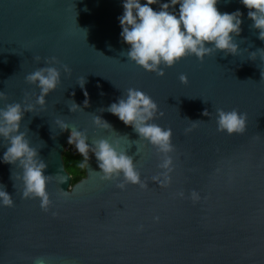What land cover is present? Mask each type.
Segmentation results:
<instances>
[{
  "label": "water",
  "instance_id": "obj_1",
  "mask_svg": "<svg viewBox=\"0 0 264 264\" xmlns=\"http://www.w3.org/2000/svg\"><path fill=\"white\" fill-rule=\"evenodd\" d=\"M169 2L159 0L151 7L159 11L161 3ZM123 3L0 0V91L8 97L0 107L35 102L40 89L26 76L49 66V57L59 60L52 66L61 70V84L46 97V106L26 112L21 125L48 164L45 175L52 176L48 212L39 198H22V181L16 179L21 169L3 162L7 141L0 138V185L15 202L0 206V264H34L37 256L46 257V264H264V53L251 57L264 48V40L251 27L249 9L241 0L217 3L221 13H243L237 54L216 51L203 62L189 55L172 67L161 65L165 75L159 76L126 56L130 45L120 35L118 19ZM64 64L71 75L63 71ZM181 73L188 75L187 84L180 81ZM81 76L87 80L83 88ZM129 88L149 94L164 113L152 122L173 131L175 170L169 187L151 181L159 171L155 149L118 116L101 111ZM71 100L84 110L71 112ZM217 108L246 112L247 131H218ZM205 110L210 115H203ZM94 115L113 127H97ZM57 119L87 130L89 144L119 140L149 187L119 189L117 181L101 180L91 152L85 176L72 184L64 161L71 129L62 131ZM181 189L186 196L195 189L200 201L175 197Z\"/></svg>",
  "mask_w": 264,
  "mask_h": 264
},
{
  "label": "clouds",
  "instance_id": "obj_2",
  "mask_svg": "<svg viewBox=\"0 0 264 264\" xmlns=\"http://www.w3.org/2000/svg\"><path fill=\"white\" fill-rule=\"evenodd\" d=\"M159 0H124L123 14L118 18L122 27L120 33L123 41L130 45L126 51L128 59L142 66L145 70L155 72L159 76H164L165 67L174 66L179 60L189 55H195L203 62L206 55H211L216 51H224L235 55L239 52V43L235 40L239 36L243 23V13L240 10L234 12L221 13L217 7L218 0H170L169 3H161L160 10L157 11L151 5L157 4ZM246 6L248 17L254 22L251 27L259 30L258 38L264 40V0H241ZM179 5L178 12L175 6ZM210 45V46H209ZM257 52L264 53V48H259L251 52V57L255 58ZM37 61L41 57H35ZM49 66L40 67L26 76V81L36 85L39 95L34 103L24 104L20 102L7 103L0 107V138L7 141L6 151L3 153V162L18 166L20 173L16 174V179L22 181V198L40 200V207L48 212L52 205L50 193L47 190L51 175H45L48 167L47 162L40 157L39 149L31 145L28 139V131H21V125L26 112H34L36 105L46 106V97L61 84V70L54 64L60 63L56 57H49L46 61ZM63 71L69 75L72 69L64 64ZM264 77V73H262ZM179 79L187 84L189 78L187 74L181 73ZM87 80L85 76L78 78V84L83 88ZM85 96H88L85 91ZM73 96L75 93L73 92ZM7 94L0 91V100H7ZM27 99V98H26ZM84 107L89 106V100L85 99ZM75 100H71L69 109L71 112L84 110ZM119 117L125 125L132 126L133 130L139 134V140L151 145L159 157L157 168L159 171L151 177V181L156 182L160 187H169L172 183V173L175 170L174 158L175 145L172 142L173 131L169 127L152 122L157 114L163 116L159 106L153 98L146 92L136 89H127L126 95L121 96L118 102L111 103L106 109ZM218 131L232 134H244L247 131L248 114L241 113L238 109L226 111L217 108ZM203 115L210 113L205 110ZM196 124L198 121H192ZM56 123L62 131L71 129L68 143L74 145L76 151L83 157L81 168H88L90 160L89 153H94L97 159L100 179L106 181H117L119 189H125L129 184L139 185L141 189L149 187V181L142 179L141 171L137 167V162L133 155H129L127 150L121 151L119 140L113 144L106 138H101L88 143L89 136L87 130H80L70 126L63 119H57ZM94 124L103 129L113 126L102 116L94 115ZM188 128L185 132H190ZM141 152V147L137 149V155ZM13 176V174H12ZM66 177L61 182H65ZM15 187V182H14ZM65 196L68 191L61 189ZM174 196L181 199H191L193 203H198L200 194L192 189L190 195L186 196L185 190L181 189L174 193ZM0 206L14 207L13 196L9 194L3 185H0ZM57 215V213H53ZM160 221L159 216L153 218ZM144 225H139L138 230L142 231ZM46 257H34V264H46Z\"/></svg>",
  "mask_w": 264,
  "mask_h": 264
},
{
  "label": "trees",
  "instance_id": "obj_3",
  "mask_svg": "<svg viewBox=\"0 0 264 264\" xmlns=\"http://www.w3.org/2000/svg\"><path fill=\"white\" fill-rule=\"evenodd\" d=\"M64 161L67 170L72 175V184L85 176L86 169L80 167V164L83 162V157L79 153L65 151Z\"/></svg>",
  "mask_w": 264,
  "mask_h": 264
},
{
  "label": "built area",
  "instance_id": "obj_4",
  "mask_svg": "<svg viewBox=\"0 0 264 264\" xmlns=\"http://www.w3.org/2000/svg\"><path fill=\"white\" fill-rule=\"evenodd\" d=\"M66 151H72V152L78 153L74 145H70L69 143L66 145Z\"/></svg>",
  "mask_w": 264,
  "mask_h": 264
}]
</instances>
